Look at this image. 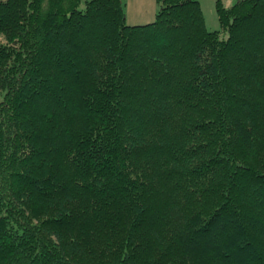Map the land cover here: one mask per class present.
I'll return each mask as SVG.
<instances>
[{
  "label": "trees",
  "instance_id": "obj_1",
  "mask_svg": "<svg viewBox=\"0 0 264 264\" xmlns=\"http://www.w3.org/2000/svg\"><path fill=\"white\" fill-rule=\"evenodd\" d=\"M156 3L0 0V264H264V0Z\"/></svg>",
  "mask_w": 264,
  "mask_h": 264
},
{
  "label": "rangeland",
  "instance_id": "obj_2",
  "mask_svg": "<svg viewBox=\"0 0 264 264\" xmlns=\"http://www.w3.org/2000/svg\"><path fill=\"white\" fill-rule=\"evenodd\" d=\"M124 12L127 24H146L155 19L158 10L156 0H124ZM203 12L206 28L209 31L219 30L220 26L215 10L216 0H199ZM224 5H230L236 0H221ZM83 2L80 8H83Z\"/></svg>",
  "mask_w": 264,
  "mask_h": 264
},
{
  "label": "crops",
  "instance_id": "obj_3",
  "mask_svg": "<svg viewBox=\"0 0 264 264\" xmlns=\"http://www.w3.org/2000/svg\"><path fill=\"white\" fill-rule=\"evenodd\" d=\"M122 2L125 4V1L124 0H122ZM125 6H126V4H125ZM124 7V6H123Z\"/></svg>",
  "mask_w": 264,
  "mask_h": 264
}]
</instances>
